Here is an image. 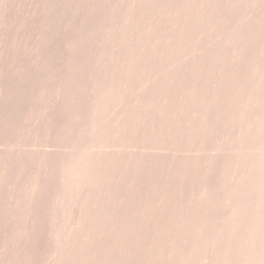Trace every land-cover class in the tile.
<instances>
[{
  "label": "rangeland",
  "instance_id": "1",
  "mask_svg": "<svg viewBox=\"0 0 264 264\" xmlns=\"http://www.w3.org/2000/svg\"><path fill=\"white\" fill-rule=\"evenodd\" d=\"M234 21V0H0V264H157Z\"/></svg>",
  "mask_w": 264,
  "mask_h": 264
},
{
  "label": "bare ground",
  "instance_id": "2",
  "mask_svg": "<svg viewBox=\"0 0 264 264\" xmlns=\"http://www.w3.org/2000/svg\"><path fill=\"white\" fill-rule=\"evenodd\" d=\"M231 46L203 103L206 153L172 222L157 234V264H261L264 253V0H234ZM215 137V138H214Z\"/></svg>",
  "mask_w": 264,
  "mask_h": 264
}]
</instances>
